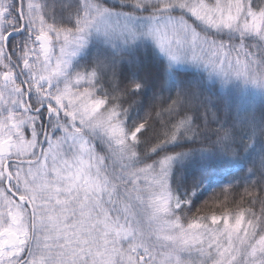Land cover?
I'll return each instance as SVG.
<instances>
[{"label": "snow or ice", "instance_id": "6c2138e0", "mask_svg": "<svg viewBox=\"0 0 264 264\" xmlns=\"http://www.w3.org/2000/svg\"><path fill=\"white\" fill-rule=\"evenodd\" d=\"M0 264H264V0H0Z\"/></svg>", "mask_w": 264, "mask_h": 264}, {"label": "trees", "instance_id": "16d2710c", "mask_svg": "<svg viewBox=\"0 0 264 264\" xmlns=\"http://www.w3.org/2000/svg\"><path fill=\"white\" fill-rule=\"evenodd\" d=\"M205 199H207V197H205ZM202 203H203V202L201 201L200 204H197V207H201ZM205 211H208V209H205ZM216 211H219V209H217Z\"/></svg>", "mask_w": 264, "mask_h": 264}]
</instances>
